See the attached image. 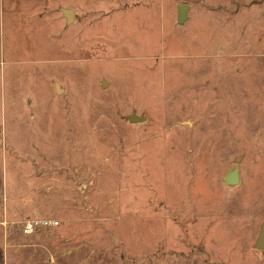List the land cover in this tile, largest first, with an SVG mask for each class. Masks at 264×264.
<instances>
[{"label": "rangeland", "instance_id": "374dc122", "mask_svg": "<svg viewBox=\"0 0 264 264\" xmlns=\"http://www.w3.org/2000/svg\"><path fill=\"white\" fill-rule=\"evenodd\" d=\"M263 227L264 0H0V264H264Z\"/></svg>", "mask_w": 264, "mask_h": 264}, {"label": "water", "instance_id": "95a60500", "mask_svg": "<svg viewBox=\"0 0 264 264\" xmlns=\"http://www.w3.org/2000/svg\"><path fill=\"white\" fill-rule=\"evenodd\" d=\"M187 9V5H181L179 6L178 8V20L180 22H183L185 19V11ZM65 15L68 19V21H71L72 18H73V14H72V11H66L65 12ZM144 118L141 117V118H138V117H135V116H131L130 117V121L131 122H134V123H139L141 121H143ZM239 181V173H237V170L231 172L229 175H227L226 179H225V182L228 184V185H236V183ZM256 248L258 250H263L264 251V227L261 229L260 231V236L257 240V243H256Z\"/></svg>", "mask_w": 264, "mask_h": 264}, {"label": "built area", "instance_id": "2783aa9c", "mask_svg": "<svg viewBox=\"0 0 264 264\" xmlns=\"http://www.w3.org/2000/svg\"><path fill=\"white\" fill-rule=\"evenodd\" d=\"M24 234L30 235L36 232L39 228H51V226H57V222L47 220H35L27 221L21 224Z\"/></svg>", "mask_w": 264, "mask_h": 264}]
</instances>
